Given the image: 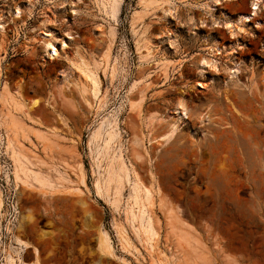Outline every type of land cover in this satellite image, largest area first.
I'll return each mask as SVG.
<instances>
[{"label":"rangeland","instance_id":"374dc122","mask_svg":"<svg viewBox=\"0 0 264 264\" xmlns=\"http://www.w3.org/2000/svg\"><path fill=\"white\" fill-rule=\"evenodd\" d=\"M112 1L0 0V264H264V7Z\"/></svg>","mask_w":264,"mask_h":264},{"label":"bare ground","instance_id":"6f19581e","mask_svg":"<svg viewBox=\"0 0 264 264\" xmlns=\"http://www.w3.org/2000/svg\"><path fill=\"white\" fill-rule=\"evenodd\" d=\"M146 1L147 0H143V3H145L146 4ZM116 2L117 1H112L111 2V4H110V8H109V11L112 13V14H115V12L117 11L116 10ZM264 7V0H251V2H250V12H249V14H245V15H240V17L235 21V22H233V21H231L229 18H226V20H225V22H224V25H225V27L226 28H228L229 29V31H230V33L232 34V35H237L239 32H241V31H244V28H243V24L245 23V22H247L248 20H250V18L253 16V15H255V14H257V12H258V10H260L261 9V7ZM21 9L19 8V7H15L14 9H13V11H12V14L15 16V17H20L21 16ZM0 18H1V16H0ZM215 24H217V23H215ZM3 28H4V25H1L0 26V29L1 30H3ZM44 38H45V40H44V46H45V49H46V51H47V53H48V55L50 56V57H52V58H56V57H58V56H60V51H64L66 48H68V44L66 43V41L64 40V39H58L56 36H54V34L52 33V32H50V31H48V32H45V35L43 36ZM57 43V44H56ZM210 49H211V51L212 52H214V53H216V54H219L220 52H221V48L220 47H211L210 46ZM211 62H212V60H210V59H207L206 57H202L201 59H200V61H199V64L198 65H200V67H201V70H200V72H201V74H203L204 73V71H203V67H205V66H207V65H210L211 64ZM235 72V71H234ZM94 81V80H93ZM94 86H97L96 85V82L94 83ZM5 98V97H4ZM21 99V98H20ZM22 100V99H21ZM20 100V101H21ZM37 102H35V104H36ZM176 111H177V113H178V115L179 116H186V110L183 108V107H180V104H178V106L176 107ZM171 131V130H170ZM98 132V131H97ZM95 133L94 134V139L96 140L97 138H98V136H99V133ZM172 132H173V130H172ZM172 132H169V133H167L165 136L166 137H168V135H171V133ZM108 137H110V135L108 136ZM110 140L107 142V143H109L110 141H111V139H112V137H110L109 138ZM120 165V164H119ZM121 167H123V166H121ZM121 169H123V168H121ZM112 172V173H111ZM113 172H115V171H110V176H108L110 179H109V181L110 182H112V184L113 183H115L114 185H116L115 187H117V188H119L120 187V184L123 182H121V179H120V177H118L117 175H115V174H113ZM124 172V171H123ZM124 175H125V173H123ZM120 175V174H119ZM126 175H128V174H126ZM125 175V176H126ZM126 179V178H125ZM124 179V180H125ZM135 179H137V178H135ZM140 184V183H139ZM135 185V184H134ZM138 185V184H137ZM122 186V185H121ZM135 187V190L137 189V187L136 186H134ZM117 188H116V191H118L119 192V189L117 190ZM99 189H101L100 188V186H99V188H98V191H99ZM137 191V190H136ZM144 192H145V194H150L149 193V190H148V188L147 187H145V189H144ZM138 193V192H137ZM135 195H136V193H135ZM137 196V195H136ZM136 196H135V200H137V198H136ZM138 197V196H137ZM1 198V197H0ZM1 200H0V205H1ZM113 203H115V202H113ZM142 206V205H141ZM166 208V207H165ZM143 215V214H142ZM149 219V218H148ZM144 221V220H143ZM148 221V220H147ZM147 224V228H145L144 227V229H146V230H144V231H146L147 233H148V235H149V237H151L152 235H154V229H153V227H152V225H153V223H152V225H151V222L150 221H148V222H146ZM144 226H145V224H144ZM150 239V238H149ZM18 242L21 244V247H28L29 245L25 242V241H23V240H20V239H18ZM100 247L104 250V251H106V252H111V251H109V249L111 248L110 247V244H109V242H108V239L106 238V237H103L101 240H100ZM20 264H30V263H26V262H21L20 261ZM33 264H36V263H34L33 262Z\"/></svg>","mask_w":264,"mask_h":264}]
</instances>
